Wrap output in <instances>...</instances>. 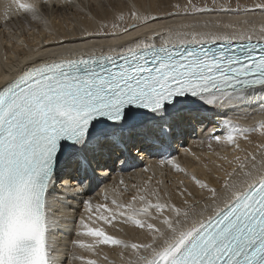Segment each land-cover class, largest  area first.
Returning <instances> with one entry per match:
<instances>
[{
    "label": "snow or ice",
    "instance_id": "6c2138e0",
    "mask_svg": "<svg viewBox=\"0 0 264 264\" xmlns=\"http://www.w3.org/2000/svg\"><path fill=\"white\" fill-rule=\"evenodd\" d=\"M172 7L152 15L104 0L0 4V26L40 36L31 45L16 41L31 54L21 53L0 79V264L83 260L76 250L70 258L61 253L52 238L60 227L56 213L73 202L88 213L103 209L97 219L114 229L94 227L92 215L73 218L75 249H119V264H264V24L247 18L264 15V0ZM73 11L79 21L69 15L71 28L49 27L50 15ZM221 14L246 18H213ZM181 15L193 19L155 23ZM189 137L209 150L202 158L184 148L193 168L178 157ZM144 155L160 157L158 167H169L175 181L152 171L140 183L107 185L112 198L105 195L95 208L85 199L118 162L127 171ZM127 227L140 235L115 234Z\"/></svg>",
    "mask_w": 264,
    "mask_h": 264
},
{
    "label": "bare ground",
    "instance_id": "6f19581e",
    "mask_svg": "<svg viewBox=\"0 0 264 264\" xmlns=\"http://www.w3.org/2000/svg\"><path fill=\"white\" fill-rule=\"evenodd\" d=\"M2 2H3V0H0V4H2ZM85 2H88V0H85ZM92 2L98 4L100 2V0H92ZM104 2L105 3H115L116 5L119 6V8L123 9L124 6L129 3V0H104ZM176 3H180V1H178V0H158L157 3L149 6V9H150L149 14L165 15L166 13H169V12H175L176 9L173 8L172 5H174ZM180 4H182V3H180ZM144 10H146V8ZM69 15H71L72 17H75L76 20L79 21V16L74 11L70 12L68 14H66L64 12H57V13H53L52 15L49 16L50 28L53 30H58L60 32L65 31V24H67V26L69 28H71L72 24H71V22H69ZM100 15L111 19L112 13L108 12L106 10H103L100 12ZM217 16H219V15H214L213 18L219 19V18H217ZM173 17H176V16H173ZM173 17L166 18L165 20H161V21H156L155 23L157 24V26H165L166 27L168 24L179 25L182 23L190 22L193 19V17H184L182 19L174 20V19H172ZM223 17L224 18L221 21L224 23H230V22L234 23L237 20H243L246 18L244 16L237 17V16L231 15V14H225ZM206 18H208V17H206V16L196 17V19H206ZM247 18L251 19L253 24L257 28H259L262 24H264V15H261L258 12L254 15H250ZM80 22L84 26H87V27H90L93 29L95 27V24L92 21L83 20ZM2 23L3 22L0 21V24H2ZM16 23L17 24L20 23L19 17L16 19ZM11 28H12L11 24H9L7 26V28L0 26V46L2 44H4V48L7 49L6 53H10V55H12V57H11L12 59H16V55H14V52H16L17 56L21 57V59H22L23 57L21 56V53H23L24 55H29L31 53H28L24 49L18 47L17 43L14 41H18L21 38L26 43H29L31 45L35 40H39L40 36H38L35 32H33L30 36L29 35H16L13 33V31L10 30ZM33 28H38L40 30L41 35L45 34L43 31L42 25L33 24ZM9 45H10L11 49L9 48ZM11 51L13 53H11ZM15 67H16L15 62H13L11 64V66H9V67H2L1 68V66H0V79H2V77L4 75L11 72ZM257 118H260V117L257 116ZM242 122L250 123L251 120L242 121ZM253 139L254 140L258 139L257 134H253ZM188 140H195L194 142H192L195 144L194 149H191V150L193 152L197 153L198 155H202V158L204 157V155H206L209 152L206 143L200 144L198 137H189ZM185 145L186 144L178 145V157H179L181 164L185 165L189 168L197 167L198 165H197L196 160L191 155L185 154V152H184ZM213 147L216 151H221V152L230 151V149H228V148H223V147L217 146L215 144L213 145ZM159 159H160V157H158V156L144 155L139 160V162L136 164V166L134 168H129L127 171H121L120 166L117 167V171L112 173L110 178L108 180L104 181V183L101 185L100 188L96 189V190L100 189V191H96V190H95L96 192L93 191V192H95V194L93 195V192H92V193H90L92 195L85 197V199H92L93 208H95V205L97 203H100V204L106 203L105 195L108 196L109 200L112 198L113 194L111 192L105 193L103 191L104 187H106L107 185H110V184H117L118 185L119 181L121 179H123L124 182L126 184H128L129 186L132 183H140L142 181V179H145V178H147L148 175H151L152 171H155L156 178L165 179L166 182L167 181L174 182L176 179V174L167 166H165L162 169L160 167H158L157 161ZM148 165L152 166L150 171H148V172L143 171V169ZM161 172H163L165 175L161 176ZM73 205H74L73 208H61L60 211L56 213V219L59 221L60 227L57 229H54L53 237H52L53 240L56 241V243L59 245L61 253H66L69 256V258L71 257V254L74 250H76V251L78 250V249H75L74 246H71V241L74 239H77V237L75 235V222H74L73 218L78 220L80 215H85V216L88 215V212L85 211V208L82 204H76L75 202H73ZM78 205H81V206L79 208H77ZM57 207H59V205ZM101 215H106V213L103 212V209H101L98 212H93V218L92 219L95 221V224L93 226L94 227L95 226H97V227L107 226L108 228L105 231H107L109 233H113L114 229L111 226L106 225L104 223L102 224L103 226L100 225V223L97 224V218L96 217H99ZM119 226L120 225H117V227H119ZM125 233H115V234L121 235L125 239H135L136 237H138L140 235L138 230L131 228V227L125 228ZM82 238L85 240H88V241H90L92 239L89 237H82ZM118 252H119V249H113V248H110L109 246L103 245L102 251L97 252V254H94V255H92L91 251H86L84 253L80 252L81 255H82V253L84 254V255H82L84 257V259L80 261L81 263L79 262V260L72 261V264H87V260H89V259L97 261L98 264H109V261H116V264H119V262H118L119 257L117 255ZM105 254L108 256L109 260L104 259Z\"/></svg>",
    "mask_w": 264,
    "mask_h": 264
},
{
    "label": "rangeland",
    "instance_id": "374dc122",
    "mask_svg": "<svg viewBox=\"0 0 264 264\" xmlns=\"http://www.w3.org/2000/svg\"><path fill=\"white\" fill-rule=\"evenodd\" d=\"M178 1H180V3H182V4H184L185 2H186V0H178ZM158 2V0H129V3L128 4H126L125 6H124V8H123V10L125 11V12H127L128 11V9H129V7L131 6V5H135L136 6V8L140 11H142L143 13H145V14H149V12H150V9H149V6H151V5H153V4H155V3H157ZM194 2H197V3H203L204 2V0H194ZM236 2H237V0H232V5H233V7H235V4H236ZM238 2L241 4V5H252L254 2H255V0H238ZM146 8V10H144ZM140 11V12H141ZM225 14H221V15H219V16H217V18H219L220 20H222L224 17ZM177 17V16H176ZM176 17H173L172 19H174V20H176V19H182V18H184V17H186V16H178L177 18ZM188 17H190V16H188ZM49 27H50V24H49ZM21 37V36H20ZM21 39V38H20ZM14 41V40H13ZM14 42H16V41H14ZM9 48L11 49V47H10V45H9ZM6 51H7V49H5L4 48V44H2L1 46H0V66H1V68L2 67H9V66H11V64L13 63V62H15L16 61V59H12L11 57H12V55H10V53H6ZM11 53H13L12 51H11ZM14 55H16V58L18 57L17 56V53L16 52H14ZM7 58V59H6ZM230 115H232L231 113H230ZM195 140H187V144L185 145V147H189V148H191V149H194V146H195V144L194 143H192V142H194ZM183 148V147H182ZM96 191H100V189L99 190H96ZM95 191V192H96ZM107 228L108 227H105V230H107ZM71 246H74L72 243H71ZM72 248V247H71ZM102 249H103V245H100V246H98L97 248H96V250L94 251V252H92V255H94V254H97V252H100V251H102ZM77 251H79V252H86V250H77ZM82 253V255H84ZM81 260H79V262H80ZM116 262V261H115ZM118 262H119V260H118ZM81 263V262H80Z\"/></svg>",
    "mask_w": 264,
    "mask_h": 264
}]
</instances>
